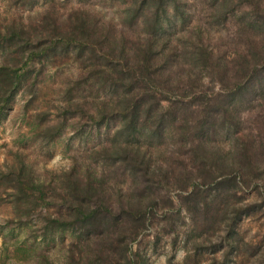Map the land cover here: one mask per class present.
Segmentation results:
<instances>
[{
	"label": "trees",
	"instance_id": "16d2710c",
	"mask_svg": "<svg viewBox=\"0 0 264 264\" xmlns=\"http://www.w3.org/2000/svg\"><path fill=\"white\" fill-rule=\"evenodd\" d=\"M49 2L26 24L0 20V121L47 62L72 55L88 67L77 82L92 96L69 99L66 110L92 121L104 139L89 151L92 163L74 160L59 181L18 155L17 166L0 172V186L11 190L16 214L57 197L66 215L45 217V232L78 227L75 248L105 254L66 264H136L131 245L159 190L179 189L192 219L194 200L216 210L223 188L252 187L264 199V0H121L118 26L85 2L64 15ZM34 264L52 263L42 256Z\"/></svg>",
	"mask_w": 264,
	"mask_h": 264
},
{
	"label": "rangeland",
	"instance_id": "374dc122",
	"mask_svg": "<svg viewBox=\"0 0 264 264\" xmlns=\"http://www.w3.org/2000/svg\"><path fill=\"white\" fill-rule=\"evenodd\" d=\"M64 2L65 9H62L60 3ZM82 2L92 10L103 12L105 20L112 18L118 26L124 6L121 0L104 3L54 0L56 11L63 15L79 8ZM50 4L49 0H0V20L4 24L21 19L26 24L30 16L36 17ZM86 71V63L68 55L47 62L32 89L26 86L20 89L0 121V172L17 166L19 155L38 175L59 181L60 173L67 171L74 160L91 162L88 153L102 143L104 132L102 129L96 132L95 124L81 117L74 108L66 110L69 99L90 101L92 95L87 92L85 83L77 82ZM94 96L103 99L100 94ZM58 123L63 124L60 130H54V134L49 132ZM82 130L91 133L86 141H83ZM125 187L123 184V189ZM203 190L207 196L214 192V187L207 186ZM221 192L223 199L216 210H205L202 200H194L199 214L192 219L184 209L188 204L180 202L179 196L183 193L179 189L159 190L151 219L131 245V252L138 254L134 256L135 263L264 264V199L252 187L235 192L223 188ZM60 204L57 197L49 198L34 210L25 208V212L16 214L11 190L0 186V258L6 264H34L45 256L52 264H66L70 256L76 259L83 256L93 263L105 256L75 248L74 242L81 232L78 227L65 232H45V217L66 215Z\"/></svg>",
	"mask_w": 264,
	"mask_h": 264
}]
</instances>
